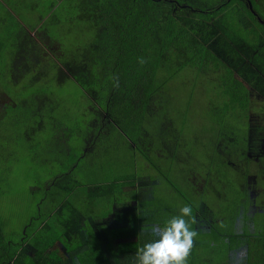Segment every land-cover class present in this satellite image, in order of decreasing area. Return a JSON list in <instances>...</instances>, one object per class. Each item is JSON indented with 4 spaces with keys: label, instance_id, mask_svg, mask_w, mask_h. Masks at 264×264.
I'll return each mask as SVG.
<instances>
[{
    "label": "trees",
    "instance_id": "trees-1",
    "mask_svg": "<svg viewBox=\"0 0 264 264\" xmlns=\"http://www.w3.org/2000/svg\"><path fill=\"white\" fill-rule=\"evenodd\" d=\"M75 4V16L65 23V28H74V24L83 21L84 36L72 37L67 32L64 39L57 36L49 42L34 38L37 29L22 27L9 11L0 10V55H4L0 60L5 63V74L1 76L5 82L0 83V88L13 85L19 90L14 99L7 94L8 90H2L6 99L0 108L5 116L8 111L13 115L17 110L18 118L26 113L25 128L32 135H24V140L27 143L32 140L31 150L36 154V163L29 168L36 180L27 191L34 200L32 213L28 214L15 242L6 238L5 223L0 218V264H136L138 249L156 238L153 230L159 228L150 226L162 227L165 221L144 220V207L151 205L143 203L145 198H139L130 209L127 200H122L125 203L118 209V201L126 194L115 196L114 190L135 186L133 182L137 178L131 176L132 180L125 182L119 179L120 173L126 172L123 168L130 163L123 155H114L109 169L96 170L97 161L88 154L94 148V140L87 130H92L97 139L101 129L102 132L106 129V123L113 125L120 136L119 142L125 137L134 148L131 149L134 155L128 157L139 154L153 167L158 166L151 160L150 151H157L154 159L163 163L159 169L162 180L176 191L178 187L171 183L173 173L181 170L178 166L188 165L183 148L187 146L192 157L197 140L196 137L193 143L186 140L185 125L195 126V123L185 122L181 115L194 105L168 106L166 89L174 94V100L190 90L186 94L192 101L193 88L200 80L215 81L218 92L208 96L210 90H207L205 111L222 117L213 121L203 119L201 123L213 128L226 127L228 119L237 121L248 110H254L251 88L258 94L264 93V40H261L264 24L260 22L264 21V0H77ZM66 14L53 13L50 27L63 28L60 18ZM247 14L257 19L258 30L250 28L253 36L243 41L240 27L246 26ZM249 44L253 45L251 50ZM51 46H56L57 55L52 54ZM250 53L259 61L251 62ZM73 92L88 101L84 128L64 126L53 111L64 110V94ZM7 99L12 104L6 103ZM211 105L215 107L211 109ZM169 107L175 110L176 125ZM197 113L188 121H196ZM93 122L96 126L91 129ZM46 125L49 134L34 139L35 132L47 131ZM230 127L216 137L224 140L222 135H232ZM74 131L79 135H74ZM17 136L21 135H13L15 140ZM8 164L12 166L11 162ZM35 166H40L41 171ZM89 169L94 170L96 177L102 173L106 182L94 176L88 178ZM247 170L241 177H247L251 169ZM261 179L263 182L264 173ZM142 187L144 196L149 197L151 184ZM242 188L244 192L237 196L234 212L226 218L224 215L223 228L211 224L213 212L205 213L201 192L192 194L197 198L195 202L192 197L182 195L184 206L192 207L191 217L185 219L196 232L186 264H231L230 252L241 244L246 249V264H264V223L255 221L247 231L249 222L241 215L249 206L246 188ZM109 201L117 208L112 212L115 228L96 232L87 220H78L83 217L95 222L92 216L97 219L105 214L103 209L98 213L95 210ZM162 204L158 200L152 208L162 209ZM168 210L170 217L176 215L177 210ZM259 213L264 215V205ZM206 215L210 216L206 218ZM234 221L245 227L242 236L235 232L238 226ZM257 225L261 226L260 230ZM245 234L259 238L246 244ZM31 235L35 242L45 245L39 256L36 250L31 249L33 255L26 252L25 245ZM235 235L242 240L232 239ZM55 244H60L66 255L61 261H55L56 257L47 251Z\"/></svg>",
    "mask_w": 264,
    "mask_h": 264
},
{
    "label": "rangeland",
    "instance_id": "rangeland-1",
    "mask_svg": "<svg viewBox=\"0 0 264 264\" xmlns=\"http://www.w3.org/2000/svg\"><path fill=\"white\" fill-rule=\"evenodd\" d=\"M19 1L18 5H14L13 11L24 25L34 26L39 17L43 18L45 27L38 28V31L34 32V34H36L34 35V38H40L41 40L49 42L56 40L57 36L64 39L67 32L72 33L70 35L72 37L84 36L83 33H85L86 30L84 29L83 21H80V23L76 22L77 25L74 24V28H65V23L69 22V20L75 16V3L77 0ZM77 5H80V3L78 2ZM82 5L85 6V3L82 2ZM237 7L240 6L237 5ZM53 13H67L63 18H60V21L64 22L60 25L63 28L50 27L53 25ZM247 17L248 18L246 19L248 21L246 26L243 25L240 27L242 29L243 41L245 39H250V37L253 36L250 28L254 27V29L258 30L256 24L257 19H251L249 14H247ZM22 33V36L26 37L24 31H22ZM261 40H264V37H261ZM262 44H264V41ZM252 46L253 45L251 44L248 45L249 50H251ZM51 52L52 54L57 55L58 50L56 49V46H51ZM253 58V55L250 53L251 62L259 61L254 60ZM247 65L248 67L250 66L249 64ZM3 68H5V63L0 60L1 84L5 82V79L1 77L5 74V70H3ZM248 70L251 71V67H249ZM9 86V88L4 87L5 89L0 88V105L6 99L5 94H2V90H8V93H6L12 99L17 97V93H19V90L17 89L18 86ZM217 86L218 85L215 81L212 83L211 81L200 80L199 85L196 88H193L192 95L194 97L192 101L188 100V94L191 93L190 90L185 92V94L179 97V99L177 98V100L173 99L172 96H174V94L171 93L170 89H166L164 92L169 99L168 106L174 104L185 106L192 103L194 105L193 109H185L181 115L182 120L184 119L185 122L195 123V126L187 127L185 125L183 130L185 131L186 140H190L192 143L193 137H196L197 140H194L195 143L192 148V157L190 156V149L187 146L183 148V156L187 159L188 165L184 167L178 166L181 170L173 173L172 178L170 177L172 180L171 183L178 187V190H176L177 192L172 188V186L166 185L162 180L159 169L163 168V163L160 160L154 159L156 155L155 153H158L157 151H150L151 160L158 166L153 167L148 165L139 154L133 158L128 157L134 155L133 152L131 153V143H128L125 137H123L119 142L120 136L116 132L113 125L106 123V129L103 132L101 129L97 139L95 138V135H93L92 130H87L89 135H91L94 140V148H92L88 154H91L96 159V170L99 171V169H109L110 159L116 154L123 155L129 159L130 163L123 168L126 169V172L122 171L119 175V179L125 182L132 180L131 176L137 178V181L136 179L134 182L132 181L135 186L128 188L123 186L122 188L114 190L115 196L121 197L119 194L122 192L126 194V197L121 199L119 198L120 200L118 203H120L118 209H121L122 205L125 203L121 202L122 200H127L126 203L129 204L127 209H130L131 207H135L139 198H145L143 203L146 205L151 203V205L144 207L146 215H143L144 220L147 221L148 219L150 221H158L160 223L162 221H166V218H170L168 209L177 210L176 215L179 213V209L184 206L182 197L183 194L189 198L192 197L193 202H195L197 200V198L194 197V195H196V191L197 193L201 192L202 194L200 201L206 205L207 212L205 213L207 214L208 212H213L212 215L217 218L216 220H212L211 224L216 223L220 228H223L222 223L226 224L225 221H223L224 215L226 218L231 215V211L232 213L234 212L233 208L237 200V196L243 194L244 188H242V186H244L247 189H245V194L247 195L249 208L241 216L242 218L247 219L250 223H246L247 231L250 230V225H252V227L254 226L253 224L255 221L259 223L262 221L264 223V220H262L264 219V215L262 216L258 209V206L264 202V195H262L264 192V181H261V176L264 173V93L258 94L251 88V91L249 92L251 94V102L253 103L254 110H248L237 121L228 119L227 121L229 122L226 127H222L221 125L220 128H213L212 126L201 123L203 122V119L206 121H213L218 117H222L220 114L215 117L214 114H209V111H205V109H207V90H210L208 96H210V93L217 94ZM262 90L264 92V89ZM5 102L12 104V101H9L8 99ZM63 102L64 110H60L58 112H56L58 109L53 110L55 111L56 118L61 121L64 126L73 127L77 125L79 128H84L83 115L85 116V119L88 118L85 111L88 101L85 98L82 100L79 94L73 92L64 94ZM79 106L80 115L78 112ZM214 107L215 105L210 106L211 109ZM37 108H35V114ZM168 111L171 114L173 124L176 125L177 118L175 116V110L169 107ZM194 113H197L196 121L193 120V122H189L188 119H190ZM17 114V110L13 115L8 111L5 116L0 108V218L5 223L6 238H10L11 241L14 242L19 239L18 237L21 228L24 227L29 218L28 214L32 213L34 200L27 195V191L29 192L28 186H32L36 180L29 169L33 163H36L34 159V155L36 154L31 150L32 140L28 143L27 140H24V135H32L31 132L25 128L26 124L24 118L26 113H24L23 118H21V116L18 118ZM95 126V122L90 125L91 129ZM227 127H230L229 129L232 132V135H222L225 137L224 140L216 137L224 134L227 131ZM46 129V132L43 130L35 132L33 138L41 139L44 135H48V125H46ZM81 131H84L85 135L88 134L85 129ZM191 133H196V135H192ZM73 134L79 135L77 131H74ZM13 135L21 136L19 138L17 136V140H15ZM216 142L218 143L214 146V143ZM72 144L75 145L74 139H72ZM117 149H119L118 152H116ZM97 155H99V157ZM239 156L242 157L240 158ZM9 162L12 163V166L8 164ZM35 169L38 172L41 171L40 166H35ZM247 169H251L250 173L247 177H241L242 172ZM207 174L209 175L208 179L206 178ZM87 175L88 178H91V176L96 177L93 169H89ZM96 178L98 181L106 182L105 179H103L104 177L102 173L101 176H97ZM188 181H190L189 184ZM5 182H7L6 187ZM144 184H151V188L148 192L149 197L144 196V188L142 187ZM192 194L194 195L192 196ZM158 200H162L164 205L162 204V209L157 207L159 209L155 210V208L152 207L156 201L158 202ZM104 204L105 206L103 208L100 207L98 210H95L96 213H98L100 209H103L105 212L103 217H98L97 219L92 216L95 222L83 217H78V220H87L96 232L101 229L105 233L107 230L115 228L116 223L112 218V212L116 211L117 208L112 201L106 203L104 202ZM224 208L226 211H222ZM218 210L222 211V213H220L221 217ZM147 211L148 214L146 213ZM141 212H143V209ZM209 216L210 215H206V218ZM155 225L156 224H153L150 227H153L154 229L160 228ZM235 226H238L236 229L238 232L243 231L240 229L242 227L241 224L235 223ZM255 227L258 230L261 229L260 225ZM255 231L257 230L255 229ZM258 238L259 237L256 235L245 234L243 239L247 244L256 241ZM232 239H235V241L238 242L242 240V238L237 235L233 236ZM25 248L26 252L30 255H33L31 249L36 250V252H38L37 256H39L44 249H46L44 244L42 245L39 241L35 242L33 235L28 238ZM47 251L52 252L53 256L56 257L54 259L55 261H61V259L66 257L60 244H55ZM230 253H232L231 264H246V256L244 252H235L233 248Z\"/></svg>",
    "mask_w": 264,
    "mask_h": 264
},
{
    "label": "clouds",
    "instance_id": "clouds-1",
    "mask_svg": "<svg viewBox=\"0 0 264 264\" xmlns=\"http://www.w3.org/2000/svg\"><path fill=\"white\" fill-rule=\"evenodd\" d=\"M131 149H134L133 146ZM191 213L192 207L185 205L179 209L177 215L165 221L158 231L153 230L156 238L138 249L136 264H186L196 236V232L190 228L185 219V217L190 218ZM243 231L235 232L242 236Z\"/></svg>",
    "mask_w": 264,
    "mask_h": 264
},
{
    "label": "crops",
    "instance_id": "crops-1",
    "mask_svg": "<svg viewBox=\"0 0 264 264\" xmlns=\"http://www.w3.org/2000/svg\"><path fill=\"white\" fill-rule=\"evenodd\" d=\"M20 1L19 0H0V10H1V8H2V10L3 9H5V13H7V11H9L10 13H11V15H13V17L15 18V20H16V22H18L22 27H31V28H33V29H37L38 30V28H44L45 26H44V23H43V18L42 17H39L38 18V21H36V24L34 25V26H26V25H24L21 21H20V19L18 18V16L15 14V12L13 11V7H14V5H18V3H19ZM36 4V3H35ZM250 5V4H249ZM35 6V5H34ZM250 7V9H251V5L249 6ZM7 10V11H6ZM262 24H264V21H260ZM31 35H33V33L31 34ZM245 171H248V170H244L243 171V173H245ZM251 171V170H250ZM101 185H103V183H101ZM102 188V190H103V192L105 191L104 189H103V186H101ZM102 190H100V193L102 192ZM225 203V202H224ZM224 203H221V204H224ZM218 213H219V215H220V213H222V211L221 210H218ZM220 217H221V215H220ZM213 220H215V218L213 217ZM223 221H225V218H224V220ZM224 226V225H223ZM226 226V225H225ZM224 226V227H225ZM244 228L245 227H241L240 229L241 230H244ZM238 251V253H240V252H246V249H245V247H243V246H239L238 248H237V250L235 251V252H237Z\"/></svg>",
    "mask_w": 264,
    "mask_h": 264
},
{
    "label": "flooded vegetation",
    "instance_id": "flooded-vegetation-1",
    "mask_svg": "<svg viewBox=\"0 0 264 264\" xmlns=\"http://www.w3.org/2000/svg\"><path fill=\"white\" fill-rule=\"evenodd\" d=\"M263 205H264V202L258 207L259 211H261ZM241 226H242V225H241ZM237 228H238V227H237ZM237 228H236V229H237ZM235 231H236V230H235Z\"/></svg>",
    "mask_w": 264,
    "mask_h": 264
}]
</instances>
